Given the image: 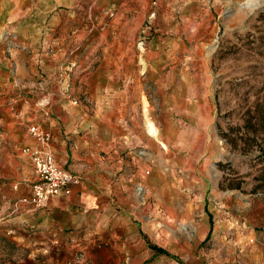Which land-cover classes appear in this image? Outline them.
Listing matches in <instances>:
<instances>
[{"label": "rangeland", "instance_id": "1", "mask_svg": "<svg viewBox=\"0 0 264 264\" xmlns=\"http://www.w3.org/2000/svg\"><path fill=\"white\" fill-rule=\"evenodd\" d=\"M8 75L0 114H57L76 165L82 139L138 160L113 200L142 264H264V0H0Z\"/></svg>", "mask_w": 264, "mask_h": 264}, {"label": "crops", "instance_id": "2", "mask_svg": "<svg viewBox=\"0 0 264 264\" xmlns=\"http://www.w3.org/2000/svg\"><path fill=\"white\" fill-rule=\"evenodd\" d=\"M13 64L20 67L17 56L5 66ZM9 78H0L4 94L0 102L15 101ZM14 78L23 83L19 73ZM17 101V109L0 114V264H142L158 253L156 246L148 247L144 230L131 219L132 212L117 210L113 200L124 189L116 182L123 178L120 173L116 176L117 170L130 165L133 172L126 174L127 179L139 181L138 160L126 161L112 148L107 157L97 156L82 139L74 145L84 152L82 163L76 165L77 155L58 115L41 108L30 111L27 99ZM29 123L50 133L48 148L55 161L80 181L69 195L51 196L41 208L19 203L14 209L12 203L29 195L35 180L29 160L21 153L24 146L37 145L27 131Z\"/></svg>", "mask_w": 264, "mask_h": 264}, {"label": "built area", "instance_id": "3", "mask_svg": "<svg viewBox=\"0 0 264 264\" xmlns=\"http://www.w3.org/2000/svg\"><path fill=\"white\" fill-rule=\"evenodd\" d=\"M27 131L35 139L37 145L24 146L21 153L29 160L35 180L31 185L29 195L22 196L12 203L14 209L19 203L41 208L51 196L69 195L71 187L80 181L78 175L63 168L55 161L48 148L51 139L49 132L44 131L36 123H29ZM7 233L12 234L13 230L9 229Z\"/></svg>", "mask_w": 264, "mask_h": 264}, {"label": "bare ground", "instance_id": "4", "mask_svg": "<svg viewBox=\"0 0 264 264\" xmlns=\"http://www.w3.org/2000/svg\"><path fill=\"white\" fill-rule=\"evenodd\" d=\"M153 132V131H152Z\"/></svg>", "mask_w": 264, "mask_h": 264}]
</instances>
